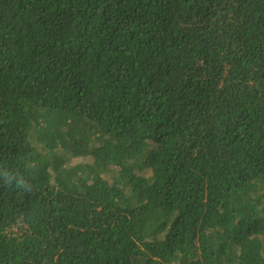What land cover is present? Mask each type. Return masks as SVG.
Masks as SVG:
<instances>
[{
  "label": "trees",
  "instance_id": "obj_1",
  "mask_svg": "<svg viewBox=\"0 0 264 264\" xmlns=\"http://www.w3.org/2000/svg\"><path fill=\"white\" fill-rule=\"evenodd\" d=\"M0 264H264V0H0Z\"/></svg>",
  "mask_w": 264,
  "mask_h": 264
},
{
  "label": "clouds",
  "instance_id": "obj_2",
  "mask_svg": "<svg viewBox=\"0 0 264 264\" xmlns=\"http://www.w3.org/2000/svg\"><path fill=\"white\" fill-rule=\"evenodd\" d=\"M5 182L7 184L13 183L12 179L8 178L7 176L5 177ZM16 186L18 188L24 189V188H26L27 185H26V182L24 180H18V181H16Z\"/></svg>",
  "mask_w": 264,
  "mask_h": 264
},
{
  "label": "rangeland",
  "instance_id": "obj_3",
  "mask_svg": "<svg viewBox=\"0 0 264 264\" xmlns=\"http://www.w3.org/2000/svg\"><path fill=\"white\" fill-rule=\"evenodd\" d=\"M88 161L87 160H84V159H76V158H72L70 163L71 165L75 166L79 163H87Z\"/></svg>",
  "mask_w": 264,
  "mask_h": 264
}]
</instances>
